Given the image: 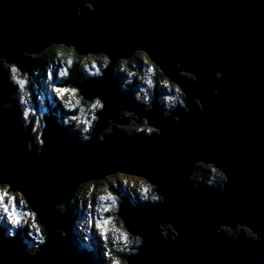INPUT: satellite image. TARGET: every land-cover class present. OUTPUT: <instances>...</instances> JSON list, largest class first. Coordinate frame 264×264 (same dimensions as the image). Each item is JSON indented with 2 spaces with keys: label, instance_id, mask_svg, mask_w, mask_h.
I'll return each instance as SVG.
<instances>
[{
  "label": "water",
  "instance_id": "95a60500",
  "mask_svg": "<svg viewBox=\"0 0 264 264\" xmlns=\"http://www.w3.org/2000/svg\"><path fill=\"white\" fill-rule=\"evenodd\" d=\"M52 45L101 53L108 63L73 83L81 98L102 105L90 139H77L49 113L39 150L27 148L32 119L20 122L0 64V176L7 177L0 183L22 194L43 228L48 249L38 264H91L56 205L68 209L81 184L116 172L166 193L159 207L126 198L118 206L124 228L143 234L131 264H264V0H0V58L32 75V54ZM137 51L178 86L184 107L147 109L118 87L114 65ZM121 111L154 131L129 138L115 126L127 124ZM199 163L221 173V186L191 180ZM166 223L172 236L160 233ZM30 253L15 235L0 245V264H31Z\"/></svg>",
  "mask_w": 264,
  "mask_h": 264
},
{
  "label": "rangeland",
  "instance_id": "374dc122",
  "mask_svg": "<svg viewBox=\"0 0 264 264\" xmlns=\"http://www.w3.org/2000/svg\"><path fill=\"white\" fill-rule=\"evenodd\" d=\"M65 51V54H61L59 51H56L51 53L49 57H45L43 68H41L42 71L34 70L32 75H27L26 72L21 71L14 74L9 73L7 65L11 63H7L4 59L0 58V61H2L0 64L6 71L9 82L18 92L17 98L14 99L17 107L19 108L20 122L24 127L30 119H32L35 123L31 125V138L28 144H35L36 150H39V145L41 144L39 140L40 137H38L40 136L41 129L43 128V122L41 119L46 114H49V107H54V103H57L58 107L62 110L60 116H57L59 110H56L55 112L58 119H61L62 121V119L67 118L69 123V125H65L64 122L66 119L63 120L64 122L62 121V125L64 128H68L67 130H69L76 138L82 140L83 136H88V131L84 132L81 131V129L85 126L88 129L90 128V120L93 119L94 116L92 112L96 109H99L93 107L95 102L98 100L97 98H93L90 101L83 100V98H80L81 96L77 94V89L74 86L68 83L62 84V79H64V77L67 75L63 77L56 75L61 67L65 68V66H69L74 62L72 47L66 48ZM141 53H143V55H141ZM37 55L39 54H32V56ZM85 55L88 56L79 59L80 67L85 74L98 73L100 69L103 70L107 65V58L104 54L99 53ZM131 59H139L140 62L136 65L132 64L134 66L132 68L131 65H129L130 63H127V59L122 58L117 60L116 64L114 65V71L118 77V87L121 90L129 88L133 98L137 100V102L144 104V107L147 109L154 102H157L165 113L172 109L178 108L179 106L184 107V103L179 92L176 89H174V91L168 90L166 78L163 80L156 78L153 62L149 60L143 51L135 52ZM93 65H96L97 67H93ZM12 75H15L17 79L25 80V85H27V83H31L33 85L32 87L33 92L35 93L36 102H33L30 99V92L27 88H25V85L18 87L11 81ZM50 76L51 79L49 78ZM54 86L68 89V91L61 94L60 97H57V94L52 90ZM73 88L76 89L75 92L71 91ZM20 97L24 98L23 102H21ZM66 104L68 107H65ZM25 108L30 109V115L28 118L23 116V110ZM67 109L73 111V113H69L67 116ZM120 115L121 117H128L127 124H115L116 128H118L120 131L123 130V128L124 130H127V128H134L135 126L138 127V125L147 129L150 128L146 125L144 118L136 122L135 119L132 118L131 113L121 111ZM73 116L77 118L79 123L70 119ZM110 130L111 124H109L106 129L102 130L97 135V138L100 139L102 133L106 134L110 132ZM129 132L132 131L129 130ZM196 170L197 169H195L194 173L190 177L193 181L196 180ZM202 172L206 173V175H211V177L207 176V178L209 177L207 184L221 186L222 181L224 180L223 178L217 182V175L211 172L209 168L203 169ZM199 176L202 178V175L199 174ZM93 182L94 181L89 180L81 184L77 188L78 190L76 189L77 196L75 198L71 197L69 202V206L73 202V213L75 215L73 226L70 229L72 240L77 249L81 251L83 250L88 254V256L93 257L94 262H92V264H101V261H103V264H111L110 260L103 257V248L105 242L101 240L95 227L89 224V220H92L93 222L96 220H101L104 222L112 257L119 260L120 264H127L125 257L128 256L129 250L132 248H137L139 245L135 244L137 235H131L124 228L122 222H118V206L125 198L130 201L129 203L134 205L137 201L139 202L144 200V196L147 197L157 194L155 193L151 184L146 182L142 177L135 175L116 172L108 174L100 180H96V184ZM145 185H149L150 188L142 195V189ZM0 193L3 194L5 200H7L9 197H12L17 202L14 205L15 212L19 215V218L22 219L24 226L18 229H12V231L16 233V236H18L23 247H25L31 253L34 252L36 247L39 245H36V242L32 239V237L27 235V232L32 231V225H36L38 229L42 231V228L37 222L36 217L34 216L33 218L27 215L28 213L33 212L28 208V206L25 205V200L18 190L11 191L6 183H0ZM109 196L111 199H108ZM100 197H104V199H100ZM89 205L91 206L89 207ZM136 205L138 206L139 203ZM56 208L59 213H66L68 220L69 207L68 209H65L63 203H60L56 205ZM0 215H2V213H0ZM9 227L10 225L6 220H0V228L3 229V231L0 229L1 233H4ZM165 229L172 236L173 230L169 223L165 224ZM223 229L227 231L228 234L230 233L228 228L225 227ZM237 229L238 228H236L235 231H237ZM124 232L128 233L126 241L122 238V233ZM165 235L166 234H163V236ZM85 237H87V239H85ZM29 243L33 244L35 247L29 248ZM125 244H127V248H125ZM118 253H125V257L122 258Z\"/></svg>",
  "mask_w": 264,
  "mask_h": 264
},
{
  "label": "snow or ice",
  "instance_id": "6c2138e0",
  "mask_svg": "<svg viewBox=\"0 0 264 264\" xmlns=\"http://www.w3.org/2000/svg\"><path fill=\"white\" fill-rule=\"evenodd\" d=\"M92 6H93V4L90 3L89 7L91 8ZM25 54H27V53H25ZM141 55H143V53H141ZM0 57H3V55H0ZM0 62H2V61H0ZM7 67H8L9 73L14 74V73H17L20 71V69L17 67V65L15 63H11V64L7 65ZM93 67H97V66L93 65ZM217 73L220 75V79H221L222 73L219 71H217ZM56 75H59L61 77L65 76L66 75L65 68L61 67L59 69V72L56 73ZM49 78L51 79V76ZM193 79H195V77H193ZM11 81L15 85H17L18 87L24 86L26 84L25 80L17 79V77L15 75L11 76ZM52 90H53V92H55L57 94V97H60L61 94L68 91V89L59 88V87H55V86L53 87ZM177 90L179 91V89H177ZM71 91L75 92L76 89L73 88V89H71ZM23 99H24L23 97H20L21 102H23ZM65 107H68V105L66 104ZM93 107H95V108L102 107L100 100H97L95 102V104L93 105ZM29 115H30V109L25 108L23 110V116L25 118H28ZM70 119L75 120V121H77V123H79V121L77 120V118L75 116L71 117ZM65 123H68V121H65ZM88 130L89 129L86 126L81 129V131H84V132H87ZM147 131L149 133H152L154 131V129L149 128V129H147ZM89 139H90L89 136H87V135L83 136L84 141H88ZM100 139L104 140L105 138L103 136H101ZM40 143L43 144L44 141L40 140ZM30 148H31V146H30ZM208 167H211V165H208ZM213 171H216V169L213 168ZM4 181H7V177L0 176V182H4ZM8 182L10 183V181H8ZM149 188H150L149 185H145L142 189V195L144 193H146L149 190ZM158 191H160V195L153 194L150 198L151 201L155 202L153 205H151V207L155 208V207L161 206L163 204L164 200L166 199V193L163 191V189L158 188ZM144 198L147 199L146 196H144ZM100 199H104V197H100ZM108 199H111V197L109 196ZM16 203L17 202L12 197H9L7 200H5L3 194L0 193V213H2V215H0V220H6L7 223L10 225V227L8 229H6L3 234H0V245H4L5 243H13L16 233H14L12 231V229H18V228H21L22 226H24L22 219L19 218V215L15 212L14 205ZM90 206L91 205H89V207ZM146 207H147V205H146ZM10 208H11V210H10ZM27 215H29L33 218L35 216V214H33V213H28ZM89 224L93 225L95 227V229L97 230V234L99 235L101 240H103L105 242L104 248H103V257L105 259L110 260L111 264H120L119 260L112 257V253H111V250L109 248V240H108V237L106 235V230L104 227V222H102L101 220H96L95 222H93L92 220H89ZM31 227H32V231H28L27 235L31 236L32 239L36 242V245H39V247H36V250L34 252L26 255V260L31 262V264H38L39 259L44 255L45 251L48 249V240H47L46 235L43 234L42 231L39 230L36 225H32ZM252 232H254V231L252 230ZM127 235H128L127 232L122 233V238L125 241L127 240ZM141 236H143L142 233L137 235V238L135 240V244L139 245L140 247L139 248H132L129 250V254L127 257V264H131V259H130L131 257L139 255V252H140L141 248L143 247V243H142V240L140 238ZM9 238H12V239H9ZM85 239H87V237H85ZM260 239H261V237L258 235V239L256 236H254V237H252L251 241H258ZM162 241H165L166 243H168L167 239H162ZM28 247L32 248L35 246L33 244L29 243ZM125 248H127V244H125ZM101 264H103V261H101Z\"/></svg>",
  "mask_w": 264,
  "mask_h": 264
},
{
  "label": "trees",
  "instance_id": "16d2710c",
  "mask_svg": "<svg viewBox=\"0 0 264 264\" xmlns=\"http://www.w3.org/2000/svg\"><path fill=\"white\" fill-rule=\"evenodd\" d=\"M65 48V49H64ZM66 48H68V47H66V46H63V45H52V46H49L48 48H46V49H44L42 52H40L39 53V55H37V56H34V59H35V71L36 70H41L42 71V69L41 68H43V65H44V58L45 57H49L50 56V54L51 53H53V52H56V51H59L61 54H65L66 53ZM74 53H75V51H74ZM77 53H75V55H76ZM77 55H79V54H77ZM133 57V56H132ZM131 57V58H132ZM81 58V56H78L77 58H75V59H73V63H71V65H69V66H65V70H66V77H64V79H62V84H70V85H72L73 86V83L75 82V81H77L79 78H80V76H79V71L80 72H83L82 71V68L80 67V59ZM131 58H129V59H127V63H130L129 65H131V67L133 68L134 66L132 65V64H134V65H136V64H139V59H131ZM135 62V63H134ZM107 63H108V59H107ZM153 67L155 68V75H156V78H158V79H164L165 77L161 74V71L159 70V68L155 65V64H153ZM114 70H115V67H114ZM115 72V71H114ZM84 74V73H83ZM184 75H186L187 77H188V74H184ZM189 77H191L190 75H189ZM169 81V80H168ZM170 82V81H169ZM172 85H171V88H168V90H170V91H174V89H178L177 87V85L175 84V83H172V82H170ZM177 86V87H175V85ZM33 85L31 84V83H27V85H25V88H27L28 89V91L30 92V99L33 101V102H36L35 100H36V98H35V93L33 92V87H32ZM180 90V89H179ZM77 92V91H76ZM77 94H78V92H77ZM182 94V93H181ZM17 95H18V92H17V90L15 89V91H14V93H13V99L15 98H17ZM79 95V94H78ZM80 96V95H79ZM81 98V97H80ZM14 99V100H15ZM84 100V99H83ZM54 107H49V113H53L55 116H56V114H55V112H56V110H59V113H57V116H60L61 115V109L58 107V104L57 103H54V105H53ZM56 108V109H55ZM69 113H73V111H70V110H68L67 109V116H68V114ZM56 116V118L58 119V117ZM43 118H45V117H43ZM60 118V117H59ZM66 119V121H67V118H65ZM65 119H62V121L63 120H65ZM60 122H61V119H58ZM95 120H96V116H95ZM64 122V121H63ZM95 122V121H94ZM62 123V122H61ZM65 123V122H64ZM136 123V122H135ZM94 124V123H93ZM65 125H69V123H65ZM93 125H90V128H89V130H88V135H89V132H90V130H91V127H92ZM66 129V128H65ZM68 129V128H67ZM149 129V128H148ZM71 130V129H70ZM129 130L130 131H132V132H129ZM121 132L123 133V134H125V135H127L129 138H133L134 136H136V135H141V134H151V133H149L148 131H147V128H144V127H141V126H139L138 125V127L137 126H135L134 128H127V130H124V128H123V130H121ZM30 137H31V134H30ZM38 137H40V136H38ZM78 139V138H77ZM39 140H41V139H39ZM79 140H82V139H79ZM32 144V143H31ZM34 146H35V144H33ZM29 146H30V144H28L27 145V148H29ZM40 146V145H39ZM207 168H209L210 169V171L211 172H213L214 174H216L217 175V182L219 181V180H222V175H221V173L219 172V171H213V166L211 165V167H208V165H205V164H197L196 165V182H200L201 184H203V185H213V184H207V181L209 180V177L207 178V176H210L211 177V175L210 174H207L206 175V173H204V172H202V170L203 169H207ZM202 172V173H201ZM199 174L200 175H202V178H201V176H199ZM204 176H206V177H204ZM94 184H96V182L94 181L93 182ZM216 185V184H215ZM96 187V186H95ZM78 190V189H77ZM76 194V195H75ZM77 196V191H75V192H73V194H72V197L73 198H75ZM23 197V196H22ZM24 198V197H23ZM147 198L148 199H144V200H142V201H137L135 204H137V203H139V205H143V204H145L146 202H150L151 201V196H147ZM120 199V198H119ZM123 199V198H122ZM25 200V199H24ZM146 200V201H145ZM25 205L26 206H28V204L25 202ZM28 208H29V206H28ZM73 202L71 203V205L69 206V209H68V224H69V227H70V229L72 228V226H73V220H74V217H75V215H74V213H73ZM117 219V218H116ZM118 220V222L120 221V219H117ZM40 225V224H39ZM40 227L42 228V226L40 225ZM1 229V228H0ZM244 230V229H243ZM1 231H3V229H1ZM42 231H43V228H42ZM44 232V231H43ZM166 232H167V230L165 229V227H161L160 228V233H161V235H163V234H166ZM244 233L246 234V235H249V233H248V231H246V230H244ZM79 250V249H78ZM79 252L82 254V255H86V256H88V254L85 252V251H81V250H79ZM122 258H124L125 257V253H118ZM89 258H90V260L92 261V262H94V260H93V257H91V256H88ZM94 264V263H93Z\"/></svg>",
  "mask_w": 264,
  "mask_h": 264
},
{
  "label": "flooded vegetation",
  "instance_id": "af4514ba",
  "mask_svg": "<svg viewBox=\"0 0 264 264\" xmlns=\"http://www.w3.org/2000/svg\"><path fill=\"white\" fill-rule=\"evenodd\" d=\"M72 51H73V58L75 59V58H77L78 56H81V58L82 57H85V56H88V55H75V53H74V50L72 49ZM101 72H102V70L100 69L99 71H98V73H93V74H83V72H80L79 71V76H80V78L78 79V80H80V79H82V78H87V77H95V76H99L100 74H101ZM166 81H167V85H168V88H171V83L166 79ZM175 85V84H174ZM175 87H177L176 85H175ZM178 88V87H177ZM179 89V88H178ZM178 91V90H177ZM179 92V94L181 95V98H182V100H183V103H184V97H183V95L181 94V91L179 90L178 91ZM180 107V106H179ZM97 110V109H96ZM96 110H94L93 112H92V114L94 115L93 116V119H91L90 120V124H89V127H90V125H93V123H94V121H95V112H96ZM45 117V116H44ZM41 121L43 122V126H44V124H45V118H42L41 119ZM32 124H35L34 123V121L32 120Z\"/></svg>",
  "mask_w": 264,
  "mask_h": 264
},
{
  "label": "clouds",
  "instance_id": "9594fccd",
  "mask_svg": "<svg viewBox=\"0 0 264 264\" xmlns=\"http://www.w3.org/2000/svg\"><path fill=\"white\" fill-rule=\"evenodd\" d=\"M52 11H53V14H55V12H56V9H53ZM216 232H217V233H220L218 229H216ZM232 240H233V242H235V239H232ZM161 243H163V244H167L165 241H161ZM184 243H185V244H187V243H188V241H187V240H185V241H184Z\"/></svg>",
  "mask_w": 264,
  "mask_h": 264
},
{
  "label": "bare ground",
  "instance_id": "6f19581e",
  "mask_svg": "<svg viewBox=\"0 0 264 264\" xmlns=\"http://www.w3.org/2000/svg\"><path fill=\"white\" fill-rule=\"evenodd\" d=\"M7 77H8V75H7ZM121 116V115H120ZM129 116V115H128ZM36 149V148H35ZM69 207V206H68ZM18 211V210H17ZM166 224H168V223H166ZM172 234H173V232H172ZM73 241V240H72ZM87 258H89V257H87ZM89 260H90V258H89ZM91 261V260H90ZM91 264H92V261H91Z\"/></svg>",
  "mask_w": 264,
  "mask_h": 264
}]
</instances>
